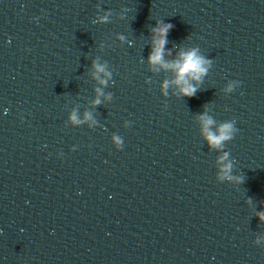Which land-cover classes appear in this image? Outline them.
<instances>
[{"label":"clouds","instance_id":"clouds-1","mask_svg":"<svg viewBox=\"0 0 264 264\" xmlns=\"http://www.w3.org/2000/svg\"><path fill=\"white\" fill-rule=\"evenodd\" d=\"M172 26L170 24H164L156 29H153V32L157 34V38L153 40V50L149 57L151 64L156 65L160 64L166 69H172L176 73V84L181 85V93L185 96L195 95L197 89L191 85L190 80L200 81L201 77L207 72L205 65L208 63L203 57L197 55V50L193 49L188 52H181L180 59L172 63H165L163 60L164 56V46L167 43V33ZM97 72H103L104 69L100 65H96ZM104 83V81H101ZM164 87H167V82H165ZM99 103V101H97ZM73 119L75 117L73 116ZM204 120V131L206 133V138L213 147H219L223 141L230 139V129L231 125L224 124L219 130V134H215L209 130V126L213 123L210 118L202 117ZM224 157H222L223 159ZM230 168V165L225 166L227 171ZM261 219H264V215L261 216Z\"/></svg>","mask_w":264,"mask_h":264}]
</instances>
